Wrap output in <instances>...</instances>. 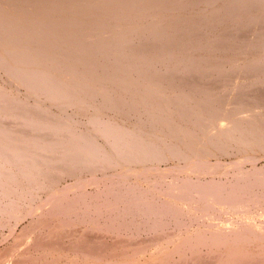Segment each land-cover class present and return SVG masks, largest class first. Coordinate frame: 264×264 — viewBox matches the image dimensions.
<instances>
[{
  "label": "bare ground",
  "instance_id": "6f19581e",
  "mask_svg": "<svg viewBox=\"0 0 264 264\" xmlns=\"http://www.w3.org/2000/svg\"><path fill=\"white\" fill-rule=\"evenodd\" d=\"M92 1L0 0V264H264V207L248 218L264 205V0H210L226 12L176 33L158 9ZM231 147L252 168L217 179ZM176 155L192 165L159 166ZM216 209L242 220L195 221Z\"/></svg>",
  "mask_w": 264,
  "mask_h": 264
},
{
  "label": "rangeland",
  "instance_id": "374dc122",
  "mask_svg": "<svg viewBox=\"0 0 264 264\" xmlns=\"http://www.w3.org/2000/svg\"><path fill=\"white\" fill-rule=\"evenodd\" d=\"M103 1H106L105 3H107L108 4V2L110 1V0H103ZM124 2H122V4H120V8H119V10H126V9H128V7L129 6H125V5H123V4H126V5H133L134 7H138L139 6V4L142 6V8H144L145 10H149L148 12H153L154 13V11L155 10H159L160 11V13L159 12H156L155 14L157 15L158 14V16H156L157 18V20L163 25V26H165V27H169V25L168 24H170V27H171V29L170 30H172V31H174L175 33L176 32H180V30L182 29V28H184L185 29V31L189 28V26L190 25H192V24H194V23H197V22H201V23H203V21H204V19H211V17H212V14H214L215 12L216 13H220V14H222V13H225L226 12V10H224L223 9V6H224V3H223V1H218V2H212V1H210V0H203L202 2H201V0H198L196 3H198V4H196V3H193V4H191L190 6V8L188 9L187 8V6L186 5H188V4H190V3H188V4H186V2H187V0H183V2H182V0H150V1H148V2H138L139 0H123ZM126 1H128V2H126ZM131 1V2H130ZM133 1V2H132ZM142 1V0H141ZM172 1V2H171ZM178 2V1H181V3H182V7H183V3L185 2V10H183V11H181V12H179V14L175 17V18H172L171 20L169 19V13H170V11L172 10V6L174 7V6H181V4L180 3H175V2ZM126 2V3H125ZM152 2V3H151ZM12 3V2H11ZM11 3H9L8 1H6V8L7 7H9V8H12L11 7ZM85 3H87V2H85ZM97 4V5H100V7H102V6H104V5H107V4H105V3H103L102 2V0H95V1H92V3H87L88 4V6L87 5H84V7L86 8V9H88V7L90 6V5H92V4ZM110 3V2H109ZM128 3V4H127ZM130 3H132V4H130ZM146 3H147V5H146ZM208 3V4H207ZM159 4V5H158ZM165 4V5H164ZM175 4V5H174ZM145 5V6H144ZM5 6V5H4ZM125 6V7H124ZM132 6V7H133ZM194 6V7H193ZM161 7V8H160ZM213 7V8H212ZM219 7V8H218ZM231 7V6H230ZM123 8V9H122ZM130 8V7H129ZM163 8V9H162ZM179 8V7H178ZM196 8H197V10H196ZM203 8V9H202ZM211 8V9H210ZM145 10H141L142 12L143 11H145ZM157 10V11H158ZM162 10H164V11H162ZM187 10H189V11H187ZM199 10V11H198ZM203 10V11H202ZM212 11H214V12H212ZM186 13V14H185ZM195 13H196V15H195ZM21 14H24L23 12H21ZM161 14V15H160ZM164 15V16H163ZM167 15H169V16H167ZM180 15H181V17H180ZM205 15L207 16V17H205ZM242 15V14H241ZM188 16V17H187ZM165 17V18H164ZM182 18V19H179V18ZM165 19H167V20H165ZM174 19V20H173ZM177 19V20H176ZM139 21H141V22H143L144 20H146V19H144V17H142V16H139V19H138ZM186 20H187V22H186ZM165 21H167V22H165ZM169 21H171V22H169ZM179 21V22H178ZM164 23V24H163ZM173 23V24H172ZM175 24V25H174ZM254 26V27H253ZM253 26H251L250 27V31L251 32H253L254 31V28L256 27V25H253ZM176 30V31H175ZM178 30V31H177ZM249 31V32H250ZM198 34H196V36H197ZM214 32L212 33H209V36H211V37H214ZM207 37V36H206ZM192 38V37H191ZM193 39H196V41H198V40H200V41H205L206 40V38L204 37V36H202V35H198L197 37H193ZM193 50V51H192ZM186 52H188V53H195V55H201L202 53V51L200 52L198 49H196V50H194L193 48H190V49H188V51H186ZM188 55H190V54H188ZM188 57V56H187ZM124 62H125V60H123ZM126 64V63H125ZM188 64V63H187ZM205 65V64H204ZM244 65V64H243ZM231 66V67H230ZM234 69H233V68ZM236 67V68H235ZM232 68V69H231ZM240 68V67H239ZM239 68H237V65H235V66H233V65H228V72L229 73H231V71H229V70H232V73L235 71L236 72V74H238V73H240L239 72ZM242 69V68H241ZM240 69V70H241ZM238 71V72H237ZM183 70L181 71V75L183 74ZM260 76L261 75H259V77H258V80L260 79ZM3 80V81H2ZM5 79H4V77H0V82L1 83H3V82H5L4 81ZM111 80H114V79H111ZM110 83H113V82H110ZM6 85H7V87L9 86V85H11V86H13L14 88H16V86L13 84V83H9L8 81H6ZM109 85V84H108ZM113 86H108V88H112ZM17 88H19V91H20V87H17ZM16 88V89H17ZM247 90H249V93H251L252 91H253V89L252 88H250V89H247ZM250 90H252L251 92H250ZM65 107H66V105H65ZM70 106H67L66 108H68V110H70V111H72V105H71V107L69 108ZM110 113H111V111H109ZM141 112V111H140ZM152 113H154V114H148V116L146 115L145 117H147V119H146V123H143V124H145V126L146 127H148V126H157V125H160L162 122V119H161V121H159V119H157V117H158V115H159V111H152ZM123 115H125V116H127L128 114H124V113H122ZM143 114V113H142ZM157 115V116H156ZM154 117V118H153ZM150 118V119H149ZM155 118H156V120H155ZM155 121V122H154ZM158 121V122H157ZM135 122H137L138 123V121H136V120H134V123ZM152 123V124H151ZM163 124V123H162ZM135 125H137L136 123H135ZM191 127L195 130V128H194V126L193 125H191ZM140 137V139H139V142H141V141H144V138L142 137V136H139ZM143 138V139H142ZM156 138H157V136H156ZM167 144H170V145H176V141L175 140H172V139H168L167 138ZM169 142V143H168ZM173 142V143H172ZM228 152V153H227ZM227 152H225V154L224 153H222V152H217V154H218V156H219V160L221 159V163L223 164L222 165V167H221V170H222V173H220V172H218V173H216V178L217 179H228V178H232V176L233 175H238L239 173H238V171L239 172H242V171H245V172H247L248 170H250L251 168H252V165H251V163H249V162H247V163H245V164H242V165H239V167L241 168V169H239V167L237 166V167H233V166H230V163L232 162V161H234V160H237L238 158L237 157H240V151H238L237 149H236V147H231ZM226 153L228 154V155H226ZM259 155H260V157H258V161L256 162V166L257 167H262V169H264V159H263V157H264V152H260L259 153ZM199 156V155H198ZM202 156V153L200 152V156L199 157H201ZM214 156V155H213ZM209 158H211L210 159V164L211 165H213V164H215V162H216V160H217V158H216V156H214V157H211V156H208ZM207 157V158H208ZM172 158V159H171ZM148 159V160H147ZM232 160V161H231ZM141 161V163L142 164H144V166H150L154 161H152L151 160V158L149 159L148 157H145V159H143V160H140ZM149 161V162H148ZM70 162H74V161H70ZM181 162V163H180ZM183 162H184V164H186V165H192V163L190 162V159L188 158V159H184V157L183 158H181V156H178V155H176V156H174V157H171L170 156V160H169V158H166V159H164L160 164H159V166H161L163 169H166V168H170V167H172L173 165H174V163L176 164V165H181V164H183ZM191 163V164H190ZM148 164V165H147ZM166 167V168H165ZM230 167V168H229ZM196 169V171L198 170V169H200V167L199 166H193V168L191 169V170H195ZM212 169H215V167H213ZM239 169V170H238ZM262 172H264V171H262ZM220 173V174H219ZM238 173V174H237ZM100 174H102V172H100ZM218 174V175H217ZM87 174L85 173V172H83V174H82V176H86ZM103 175V174H102ZM209 176H212V175H209ZM170 176H168V177H166L165 179H164V181H166L167 182V180H168V182H171L172 180L173 181H175V178H176V176H171L170 178H169ZM154 180H152V178H151V182H154L155 180L156 181H158V179H156V178H153ZM155 181V182H156ZM154 182V183H155ZM167 182V183H168ZM74 183V180H73V177L72 176H64L62 179H60V185H62V186H64V185H71V184H73ZM153 184V183H152ZM167 185H169V183L167 184ZM95 188L93 187V186H91L90 185V187H88L87 188V190L88 191H93ZM165 190V189H164ZM40 191V190H39ZM40 196V197H39ZM45 196H46V194H45V191H42V192H40L39 194H38V196H37V198L35 199V201H34V204H38V203H41V200L42 199H44L45 198ZM39 197V198H38ZM42 198V199H41ZM178 204H180V205H182V204H184V202H181V201H179L178 202ZM264 204V203H263ZM262 207H264V205L262 206V204H260L259 205V207H256V206H254V208H253V210H256L255 211V213L253 214V215H251V216H248V218L250 217V219H252V218H254L255 219V221L256 220H259L260 218L262 219L263 217H261V215H259V214H257V213H259V212H261V208ZM259 208V209H258ZM259 211V212H258ZM215 212V213H214ZM214 212L212 213V215L209 213L208 215H206L207 214V211L204 213V212H202V213H200V211L196 214V215H198V214H200V215H198L197 217L195 216L194 217V219H195V221L197 222V220L200 222V220H201V222H203V221H205L204 219H206L207 221H209V222H211L210 221V219L211 218H208L207 219V216L208 217H210V216H213L214 218H212L211 220H212V222H219V220H220V222L222 223L224 220H228L229 219V221L231 220V218H232V220L231 221H238V220H242V217L240 216V214L238 213V214H236L235 216H234V214L232 213H227V212H220L219 210H214ZM219 212H220V214H219ZM217 213V214H216ZM221 213H224V214H221ZM203 214V215H202ZM202 215V216H201ZM199 216H201L200 218H198ZM204 217V219H202ZM222 217V218H221ZM228 217V218H227ZM239 217V218H238ZM3 218L4 217H2L1 216V214H0V245L2 246H0V248L1 249H3V248H5V247H7L13 240V235H14V231L12 232L11 231V229H10V227L9 226H4L2 223V220H3ZM29 218V219H28ZM28 218H26L25 220H22L16 227V229H15V232H20L21 230H22V228L24 227V225L26 226L27 224H29V222H30V220H31V217H28ZM218 218H219V220H218ZM224 218V219H223ZM235 218V219H234ZM238 218V219H237ZM200 219V220H199ZM222 219V220H221ZM244 219V218H243ZM195 225H197V223H195ZM5 227V228H4ZM173 228H171L170 229V231L171 232H174V230L177 228L176 226H172ZM10 230V231H9ZM161 230V229H160ZM9 231V232H8ZM5 233V234H4ZM146 237V236H148V237H150L151 235H149V234H146V233H143V235L141 236V237H138L139 239L140 238H142V237ZM5 238V239H4ZM147 238V237H146ZM11 239V240H10ZM142 239H144V238H142ZM2 241V242H1ZM8 243V244H7ZM179 254V253H178ZM177 257H178V255H177Z\"/></svg>",
  "mask_w": 264,
  "mask_h": 264
}]
</instances>
